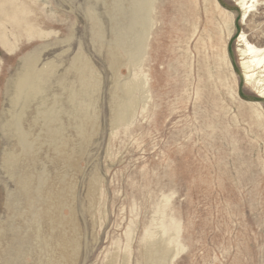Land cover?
Instances as JSON below:
<instances>
[{"label": "rangeland", "instance_id": "374dc122", "mask_svg": "<svg viewBox=\"0 0 264 264\" xmlns=\"http://www.w3.org/2000/svg\"><path fill=\"white\" fill-rule=\"evenodd\" d=\"M211 1L0 0V264H264V0Z\"/></svg>", "mask_w": 264, "mask_h": 264}, {"label": "bare ground", "instance_id": "6f19581e", "mask_svg": "<svg viewBox=\"0 0 264 264\" xmlns=\"http://www.w3.org/2000/svg\"><path fill=\"white\" fill-rule=\"evenodd\" d=\"M194 1L196 2L197 0ZM202 1L204 4L203 8L205 6H214L211 0ZM237 2L243 12V19L249 17V15L253 12V9L256 7L257 4V0H237ZM210 12L206 8L204 9L205 18L211 24L212 15ZM220 13H222V11L218 8V14L220 15ZM213 29H215V33H222V30L220 28L214 27ZM203 30L206 32H212V30L208 29L206 26ZM239 42H241L244 46L243 49H240V53L241 56H243L241 66L243 68V74L245 75V82L247 85H251L253 88H255V92L258 94V97L264 99V79L262 77H258L259 71H257L263 69L261 71L264 72V46L257 48L249 44L246 41L244 34L240 36ZM245 57H247V59Z\"/></svg>", "mask_w": 264, "mask_h": 264}, {"label": "water", "instance_id": "95a60500", "mask_svg": "<svg viewBox=\"0 0 264 264\" xmlns=\"http://www.w3.org/2000/svg\"><path fill=\"white\" fill-rule=\"evenodd\" d=\"M172 255H173V253H169V254H168V260H167V263H169L170 260H172Z\"/></svg>", "mask_w": 264, "mask_h": 264}]
</instances>
